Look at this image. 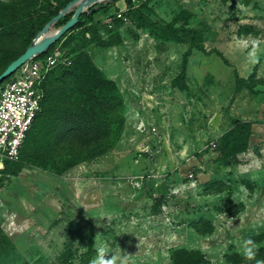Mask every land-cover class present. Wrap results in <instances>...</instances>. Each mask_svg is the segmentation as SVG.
Returning <instances> with one entry per match:
<instances>
[{
	"label": "rangeland",
	"instance_id": "374dc122",
	"mask_svg": "<svg viewBox=\"0 0 264 264\" xmlns=\"http://www.w3.org/2000/svg\"><path fill=\"white\" fill-rule=\"evenodd\" d=\"M130 2L115 1L56 45L70 63L76 53L64 42L86 40L82 58L116 87L109 103L121 134L90 159L87 142L71 137L45 148L46 163L20 156L0 167V264H90L99 246L115 264H179L197 251L207 260L199 264H264V0ZM25 6L35 19L50 8ZM152 21L198 29L212 53L193 47L183 63L189 36L163 39ZM24 49L18 34L0 37V72ZM58 70L54 88H73L70 77L54 81ZM235 72L250 87L237 89ZM235 121L249 124L248 146L224 157L220 139Z\"/></svg>",
	"mask_w": 264,
	"mask_h": 264
},
{
	"label": "trees",
	"instance_id": "16d2710c",
	"mask_svg": "<svg viewBox=\"0 0 264 264\" xmlns=\"http://www.w3.org/2000/svg\"><path fill=\"white\" fill-rule=\"evenodd\" d=\"M69 1L71 0L55 3L56 0H48L50 8L45 14L37 16L36 19L31 17V13L25 9V4L29 3V0H18V3L24 4L22 7H17L18 5L9 7L1 4L0 37H9L18 34L22 38L26 48L35 33ZM115 1L117 0H106L98 4L93 13H82L79 17V21L74 27L61 36L47 51L37 55L34 59L46 56L67 34L91 22L95 15L107 11ZM125 1L128 5H131L130 0ZM52 2L55 4L53 5ZM132 14L142 21L145 20V16L139 12L138 9H133ZM69 18L70 15L65 14L58 22L63 24ZM18 21L22 22V26L18 28L16 32L13 31L11 26ZM149 25L159 37L166 40L177 39L180 33L189 36L190 46L184 55L183 63L186 62V56L193 47L199 49L204 54L212 53V51H206L205 48L201 46V33L198 29L176 28L172 24H162L156 21L150 22ZM1 26H3V28ZM77 37H80V41L74 42L79 39ZM64 43H72V52L76 53V56L72 58L70 63L63 61V63H57L48 72L43 81L41 110L38 112L32 126L27 132L19 154V158L20 156H25L26 161H33L34 163L40 164L46 163L45 148H53L55 143H57L56 141L71 137L83 141L84 143L87 142L88 150L82 160L90 159L110 149L116 143L122 131L124 120L120 116L113 115V109L111 107L113 105L109 103L116 95V87L111 80L107 79L101 71L93 66L89 58H82V47L86 45V40L82 38L80 34L76 37L71 36L67 38ZM213 52H216L223 62L226 63L225 58L219 51L213 50ZM57 68H59V70L54 77V81L65 80L70 77L72 79L70 85L73 86V88L66 87L61 90H58L57 86L54 88L53 75L56 73L55 71ZM235 78L237 89H239L242 84H247L248 87H250L248 82L237 72H235ZM49 82L52 88L47 90L46 84ZM1 86L2 83H0V87ZM53 92L55 94H53ZM67 120L72 121V127H70L71 131L76 129V133L72 134V132L69 131L62 137L57 130L61 129V126L64 122H67ZM250 134L251 131L247 122L235 121L234 127L221 137L218 149L223 153L224 157H229L245 151L248 146ZM88 135H91L92 138L87 137ZM52 137H55V141L53 142L50 140ZM99 137L102 139L100 140ZM96 140L97 143H95ZM37 143H40L41 147H38L39 144ZM17 160L4 159L3 168L6 169L11 163ZM89 242L92 244V241ZM91 247L88 249L83 259L87 260L89 255L93 252ZM186 256L189 255L183 254L182 258L178 261L179 264L207 263V260L204 259L202 254L198 251L195 253V257L191 256L186 258ZM70 259L72 258L70 257ZM70 259H66V263Z\"/></svg>",
	"mask_w": 264,
	"mask_h": 264
},
{
	"label": "built area",
	"instance_id": "2783aa9c",
	"mask_svg": "<svg viewBox=\"0 0 264 264\" xmlns=\"http://www.w3.org/2000/svg\"><path fill=\"white\" fill-rule=\"evenodd\" d=\"M59 46L46 56L29 59L0 87V162L17 160L32 123L41 110L43 81L59 63ZM3 87V88H2Z\"/></svg>",
	"mask_w": 264,
	"mask_h": 264
},
{
	"label": "water",
	"instance_id": "95a60500",
	"mask_svg": "<svg viewBox=\"0 0 264 264\" xmlns=\"http://www.w3.org/2000/svg\"><path fill=\"white\" fill-rule=\"evenodd\" d=\"M106 0H71L54 15L44 26L38 30L25 50L11 60L0 73V83L9 78L22 64L47 51L61 36L74 27L82 13H93L97 5ZM76 6L73 15L54 32L49 34L50 28L62 18L71 7Z\"/></svg>",
	"mask_w": 264,
	"mask_h": 264
},
{
	"label": "clouds",
	"instance_id": "9594fccd",
	"mask_svg": "<svg viewBox=\"0 0 264 264\" xmlns=\"http://www.w3.org/2000/svg\"><path fill=\"white\" fill-rule=\"evenodd\" d=\"M248 244H251V241H248ZM108 253V250L104 246H99L97 249V255L91 260L90 264H115V257L106 258V254ZM245 254L249 258L254 255L250 248H245Z\"/></svg>",
	"mask_w": 264,
	"mask_h": 264
},
{
	"label": "crops",
	"instance_id": "0c3cea01",
	"mask_svg": "<svg viewBox=\"0 0 264 264\" xmlns=\"http://www.w3.org/2000/svg\"><path fill=\"white\" fill-rule=\"evenodd\" d=\"M1 164V163H0ZM0 167H2V164H1V166Z\"/></svg>",
	"mask_w": 264,
	"mask_h": 264
},
{
	"label": "bare ground",
	"instance_id": "6f19581e",
	"mask_svg": "<svg viewBox=\"0 0 264 264\" xmlns=\"http://www.w3.org/2000/svg\"><path fill=\"white\" fill-rule=\"evenodd\" d=\"M1 163V162H0ZM2 164V163H1ZM1 164H0V166H1Z\"/></svg>",
	"mask_w": 264,
	"mask_h": 264
}]
</instances>
